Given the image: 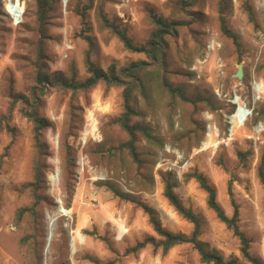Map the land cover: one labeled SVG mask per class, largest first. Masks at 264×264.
Listing matches in <instances>:
<instances>
[{"label":"rangeland","instance_id":"obj_1","mask_svg":"<svg viewBox=\"0 0 264 264\" xmlns=\"http://www.w3.org/2000/svg\"><path fill=\"white\" fill-rule=\"evenodd\" d=\"M2 2L0 264H95L90 258L98 264H204L191 244L167 252L148 244L130 252L147 237L162 240L143 206L168 232L191 236L193 224L164 196L168 182L182 205L200 220L197 240L203 248L224 260L244 261L239 239L208 208L207 194L194 173L215 188L227 217L237 207L238 227L250 241L249 252L264 264V186L258 177L259 167L264 170V97L256 99L251 91L253 81L264 80V0H197L193 5L190 0H69L66 15L58 0H45L42 27L36 0H14L23 11L19 27L4 16ZM82 12L84 23L78 15ZM154 17L176 25L173 34L164 37L160 68L145 54L126 50L117 34H124L135 47L143 46L156 29ZM212 44L215 50L210 52ZM87 56L96 68L119 77L133 63L147 64L140 74L144 92L134 88L129 98L131 125L146 127L151 135L136 133L139 164L124 146L129 135L115 123L124 112L123 87L100 81L88 90L73 91L62 85L72 75L77 83L89 77ZM239 65L241 82L235 77ZM39 71L50 82L44 83L42 94L36 91L35 105L32 95L33 88L40 87ZM162 83L181 89L188 101L172 96ZM235 96L250 116L233 130L229 145L214 148L216 141L206 137L207 125L217 128V141L226 138ZM31 111L50 123L41 133V149L26 116ZM92 114L96 136L83 138ZM68 153L74 165L64 170ZM239 153L245 155L243 161ZM37 162L44 173L38 190L33 186ZM107 185L129 200L117 197ZM61 207L70 214L63 215ZM21 209L28 210L19 216Z\"/></svg>","mask_w":264,"mask_h":264},{"label":"trees","instance_id":"obj_2","mask_svg":"<svg viewBox=\"0 0 264 264\" xmlns=\"http://www.w3.org/2000/svg\"><path fill=\"white\" fill-rule=\"evenodd\" d=\"M37 1V20L39 23V26L42 27L45 22V16H46V10L45 0H36ZM197 2V0H190L189 4L193 5ZM248 17L251 22L254 21L253 12L250 6L246 5V9ZM82 22L85 21V13H79L78 14ZM153 22L156 25V29L152 32L150 39L148 42H146L143 46L135 47L130 40L121 33H117L120 40L122 41L124 47L126 50H129L131 52H137V53H143L145 54L157 67L160 68L161 65H163V41L165 36H171L175 30L176 25L174 23H166L161 18H153ZM223 32L231 37L236 43V37L233 35H230V33L225 29L223 26L222 28ZM86 65H87V71L89 73V77L82 83L75 82L73 76H71L68 80H62V85L65 88L71 89L73 91L82 89V90H88L95 86L98 82L102 81L105 82L108 85H116V86H122L123 87V108L124 112L123 114L118 117L115 120V123H117L128 135H129V141L124 144V146L128 149L131 157L133 158L134 162L139 164L138 154L135 151V141H136V133L141 132L145 137L150 138V130H148L146 127H140L137 125H131L130 118L132 115H134L133 109L129 105V98L131 96V93L134 88H138L141 92H144L145 87L142 83V80L140 78L141 72H145V66L147 65L144 62H138L133 63L129 67L124 68L121 71L122 77L116 76L114 72L110 71L108 73L104 72L101 69L96 68L91 61L89 60V57L87 56L86 59ZM124 78V79H122ZM49 78L46 77L41 71L38 73V79L37 84L40 86L39 88H33L34 94L33 102L36 105L38 103L37 95H35L37 90L42 94L44 83L50 82L47 81ZM53 82L58 83L59 80L53 79ZM162 86L172 95L177 96L181 100L188 101V99L185 97L184 92L181 89L178 88H172L170 85L166 83H162ZM17 96L13 95L12 99L13 101H16ZM21 100L25 103H28L29 100L25 97H20ZM18 99V98H17ZM201 101L205 102L211 109H214L213 104L209 101V99H200ZM264 113V110L262 111ZM26 116H28L31 121L34 124V137L35 141L38 144V147L41 149V142L40 137L41 133L45 128L50 127L49 121H47L44 118L38 117L35 111H31ZM238 158L240 161H243L245 158V155L242 153L238 154ZM63 165L64 170H68V168H72L74 165L73 159H71L70 154L63 159ZM193 179L199 184V187L206 192L207 194V206L210 210L214 212L217 219L222 222L227 229L231 230L233 235L236 236L241 244V255L244 259V261H241L237 257H230L227 260H224L221 256L217 255L216 253L206 251L202 244L198 242L197 238L200 234V220L196 215L193 214V212L189 209H186L177 195L174 193V185L171 183H167L164 191V196L169 202V204L175 209V211L185 220L192 223L194 226L193 232L190 237H185L183 235H175L164 228L161 227L159 222L156 220V218L153 216L152 211L147 206H143V209L148 213L150 223L152 224V227L154 231L162 238L161 241L156 242L154 238L147 237L142 242H139L135 245L133 249L130 250V252H135L137 250L143 249L148 244L152 245L154 248L161 247L163 252H167L171 248L181 245V244H191L194 249H196L200 255V260L204 264H263L262 260H260L257 257H254L249 252V239L245 236V234L240 231L238 227V210L237 207L234 206V212L232 217H227L223 208L219 205L216 198V191L215 188L208 183L205 177L203 175L194 173ZM258 177L264 186V170L260 166L258 169ZM44 180V173H43V167L42 165L37 162L35 166L34 171V184L33 186L35 189H41V183ZM107 188L113 192L117 197H120L125 200H129L128 195H125L121 193L119 190L115 189L111 185H107ZM228 194L231 197V181L228 183ZM232 199V197H231ZM40 201L39 195H36V205L37 202ZM232 203L234 205V201L232 200ZM28 209H21L19 211V216ZM31 210V209H30ZM92 262L95 264H98V261L96 259L90 258Z\"/></svg>","mask_w":264,"mask_h":264},{"label":"built area","instance_id":"obj_3","mask_svg":"<svg viewBox=\"0 0 264 264\" xmlns=\"http://www.w3.org/2000/svg\"><path fill=\"white\" fill-rule=\"evenodd\" d=\"M59 3V7H60V11L62 14L66 15L67 14V9H68V3L69 0H58ZM2 11L4 16L9 20L10 24L13 27H19L22 22H23V11L22 9H20L14 2V0H3L2 2ZM210 52L214 51V45H209L207 48ZM195 69V67H194ZM251 91L254 94V96L256 97V99H259L261 97H264V82H256L253 81V83L251 84ZM219 98H221V94L218 93L216 94ZM236 98V102L232 103L234 106V110L232 111V113L229 115V117H227V123L229 125V129H227V136L225 139H222L221 142L217 141V139H215V136L217 137V133L218 130L215 127V125H211L210 123H208L207 125V134L206 137L209 140V142H214L216 141V145L214 146V148H217L219 146V144H225V145H229L231 141H233L234 139V128L235 126H243L244 120H247L248 117L250 116V114L248 116H245L244 120H240V112L242 110H245L246 112L248 111L247 106L241 102L239 100V98L237 96H235ZM207 119L210 120L211 119V115L207 114ZM96 120L94 115H90L89 117H87V127H89V131H88V135L90 134L91 137H95L97 130H96ZM92 128H95L94 132H91ZM87 135V136H88ZM86 137V136H85ZM84 138V137H83ZM83 138L81 141H83ZM211 144V143H210ZM206 143H204L205 147ZM211 146H209L208 148H210ZM81 165V164H80ZM81 168L83 169V166L81 165ZM60 202V200H59ZM62 208V207H61ZM63 215H69L66 214L68 212V210H64L62 208L61 210ZM124 235V231L123 232H119L116 235L117 239H121Z\"/></svg>","mask_w":264,"mask_h":264},{"label":"bare ground","instance_id":"obj_4","mask_svg":"<svg viewBox=\"0 0 264 264\" xmlns=\"http://www.w3.org/2000/svg\"><path fill=\"white\" fill-rule=\"evenodd\" d=\"M263 82H264V80H263ZM249 115V113L248 112H246L245 110H242L241 112H240V120L242 121V120H244L245 118V116H248ZM90 116V115H89ZM88 116V117H89ZM246 120H244V122H245ZM238 127H240V126H238ZM237 126H235V128H238ZM234 128V129H235ZM95 131V129L94 128H92V130H91V132H94ZM88 135V131H85V133L83 134V136L82 137H85V136H87ZM55 176H52V177H49V181H50V183H51V185L54 187V185H55ZM66 214H70V211H68Z\"/></svg>","mask_w":264,"mask_h":264},{"label":"water","instance_id":"obj_5","mask_svg":"<svg viewBox=\"0 0 264 264\" xmlns=\"http://www.w3.org/2000/svg\"><path fill=\"white\" fill-rule=\"evenodd\" d=\"M235 77L241 82L243 79V70H242V65L238 66L237 72L235 74ZM62 210V208H60V211Z\"/></svg>","mask_w":264,"mask_h":264}]
</instances>
